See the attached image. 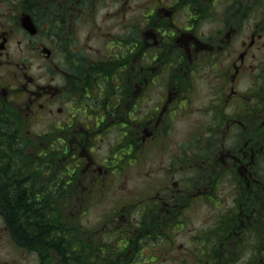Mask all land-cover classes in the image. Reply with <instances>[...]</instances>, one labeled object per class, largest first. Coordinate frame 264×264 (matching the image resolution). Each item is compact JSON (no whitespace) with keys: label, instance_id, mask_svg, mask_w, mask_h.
Here are the masks:
<instances>
[{"label":"flooded vegetation","instance_id":"obj_1","mask_svg":"<svg viewBox=\"0 0 264 264\" xmlns=\"http://www.w3.org/2000/svg\"><path fill=\"white\" fill-rule=\"evenodd\" d=\"M107 1L0 0V121L6 139L22 151L23 186L37 190L42 213L46 186L56 193L53 215L43 217L50 240L22 235L0 210V264H76V225L60 208L69 207L72 195L80 201V192L91 201L105 197L108 181L122 173V159L130 155L128 163H136L148 152L151 159L157 146L164 157L143 174L152 182L139 198L146 203L141 219L164 223L162 233L171 227L172 208L204 198L221 204L210 187L229 176L234 194L228 212L194 238L199 246L188 248L184 262L264 264V0H135L148 10L130 24L129 0H122L105 13L118 22L116 31L96 19ZM34 63L38 72L31 70ZM204 74L214 81L211 125L192 150L181 146L175 153L166 146L171 121L192 100L188 80ZM243 81L246 88H237ZM154 91L158 104L143 119L141 104ZM50 118L48 129L34 136L32 128ZM109 128L123 134L126 146H113L114 154L100 163L91 143ZM125 206L107 213L100 230L125 221L126 215H116ZM141 219L138 235V227L117 224L104 232L112 240L101 238L98 248L92 241L101 231L91 228L84 243L89 264H122L124 249L157 237L156 227Z\"/></svg>","mask_w":264,"mask_h":264},{"label":"rangeland","instance_id":"obj_2","mask_svg":"<svg viewBox=\"0 0 264 264\" xmlns=\"http://www.w3.org/2000/svg\"><path fill=\"white\" fill-rule=\"evenodd\" d=\"M143 1V0H142ZM121 1H113L108 0L106 5L98 6V10L96 12V19L100 21L103 25L109 27V30H118L119 27H114L116 20L107 18L105 13L107 10H114L115 7L121 6ZM148 4V3H147ZM135 0H129L126 4L130 10H127L126 14V23L130 24L134 21V16H140L141 20L144 18V14L147 13L146 6H138L136 7ZM99 41L97 40L95 45H98ZM36 63H34L31 67L33 72H38V68H36ZM201 73L208 72V67L199 69ZM213 80L208 78L205 74L203 76H199L198 79L191 78L188 80V86H192L191 97L192 100L189 103L185 102V106L179 110H177L176 115L173 117L171 121V126L169 129V134L167 136L166 146H169L173 152L180 153L181 146L185 149L192 150L194 143L198 141V138L205 135L206 130L211 125V120L214 115L207 108V104L212 101V89ZM161 85H156V90L159 91ZM239 89H245V82H241L237 85ZM159 96L157 92L154 91V95L151 96V100L147 102H142L141 104V113L142 118L148 116L152 104L156 106L158 103ZM66 109H69L68 105H65ZM208 110V111H207ZM231 109L228 108L229 112ZM71 114L75 113L76 110L71 111ZM82 119V118H81ZM52 120L50 118L43 125L38 124L37 126L32 128L34 136L37 133H41L48 129L49 121ZM85 120V119H83ZM80 127H78L79 130ZM119 131H122L119 129ZM122 133H117L116 128H109V134L107 133L103 138H99L94 147L92 146V152L96 156L98 162L104 163L109 154L113 155L111 152L114 148V151H119L124 148L126 144L121 140ZM116 144V141H118ZM116 144V145H115ZM165 145V142H162V146ZM90 144L88 145V147ZM154 155L151 151L152 155L151 159L145 155L138 162H134L131 160V164L128 163V160L131 158L128 156V160L122 159L121 163L125 161L122 166L117 165V169L122 173L119 178L114 177L113 180H109V183H112L106 191V195L103 198L95 199L91 201L89 199H85L84 192H80L81 199L76 202V195H72V201L69 202V207L60 208L62 216H71L74 219L76 225V242H77V263L76 264H89L87 256L84 253V243L85 237L88 232H91V228H97L100 230L102 225L101 220H106V223L109 222V218L107 213L117 210V208H121L125 206L119 212L116 211V215L119 213H123V215L127 216V219L124 221L123 219H118L115 223L111 224L112 227L107 226L101 232L98 233L96 238L93 239V247L98 248L101 243V238L104 241L112 240L111 235H108L104 232H114L113 230L117 229V224L120 227H124L129 231H135L138 235L140 230L143 227L137 226L136 219L140 220L143 215V211L145 210L146 203L145 200L142 204L139 201V198L143 196L144 191L148 188L149 183L152 182L149 178H143V174L148 172L150 166H154V162L159 160L160 157H164L160 154V149L155 148ZM190 152V151H189ZM179 165V161H178ZM63 166V165H62ZM73 167V165H71ZM122 174L123 177H122ZM233 183L230 181L229 176H224L220 178V182L216 184V187L211 186L210 188H214L219 196L222 198L221 204L215 201H211L210 203L204 198V201H196L186 203L187 205H179L176 208L171 209L172 220L168 225L171 224L170 228L164 230L161 233L159 227H163L164 223H160L159 221L149 220L148 218L141 219L145 224L155 226L157 232H160L157 237H144L141 241H136V245H133L130 250L124 249V257L122 264H185V258L187 257V251L189 247H197L199 246V242L194 239L198 237V234L204 235L207 232L208 227H211L214 219L217 217L223 216L226 212H228L229 205L232 204L233 200V191H232ZM209 192H212L209 189ZM77 193V191L73 192ZM206 201V202H205ZM130 203V205H128ZM138 202V204H137ZM148 212L145 211L144 215H147ZM115 215V216H116ZM149 220V221H148ZM124 221V222H123ZM172 222V223H171ZM167 225V226H168ZM150 226V227H151ZM119 230H116L118 232ZM127 231V230H126ZM136 234L133 237H136ZM115 236V234H113ZM192 249V248H190ZM140 250V252H139ZM100 250H94V256H98ZM138 254V255H136ZM196 252L191 251L189 256L190 259L195 257ZM211 258L210 256L206 259ZM99 262V261H97Z\"/></svg>","mask_w":264,"mask_h":264},{"label":"trees","instance_id":"obj_3","mask_svg":"<svg viewBox=\"0 0 264 264\" xmlns=\"http://www.w3.org/2000/svg\"><path fill=\"white\" fill-rule=\"evenodd\" d=\"M3 120L5 119L0 121V210L22 235H29L33 241L50 240L48 220L45 218L43 220V217L48 218L53 215V201L56 199L53 185L46 186L43 192L45 204L42 213V208L37 207L38 202L35 197L37 190L29 193V190L23 186L25 178L20 171L27 163L22 151L20 154L14 148L15 143L12 139H6L8 130ZM45 168H49L48 163ZM60 241L61 247L65 246L63 239ZM68 242L69 237L66 239V244Z\"/></svg>","mask_w":264,"mask_h":264}]
</instances>
